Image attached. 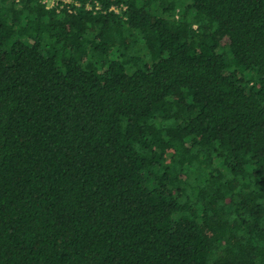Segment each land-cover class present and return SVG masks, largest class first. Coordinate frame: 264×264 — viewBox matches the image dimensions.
<instances>
[{"label": "trees", "instance_id": "1", "mask_svg": "<svg viewBox=\"0 0 264 264\" xmlns=\"http://www.w3.org/2000/svg\"><path fill=\"white\" fill-rule=\"evenodd\" d=\"M51 1L0 0V264H264V0Z\"/></svg>", "mask_w": 264, "mask_h": 264}, {"label": "built area", "instance_id": "2", "mask_svg": "<svg viewBox=\"0 0 264 264\" xmlns=\"http://www.w3.org/2000/svg\"><path fill=\"white\" fill-rule=\"evenodd\" d=\"M66 1H67V2H69L70 0H66ZM54 3H55V1H54V0H52V1H51V3H50V5H54ZM95 4H96V6H97V7H100V3H98V2H95ZM76 5H79V3H76ZM87 6L89 7V6H90V4L88 3V4H87ZM113 9H114V7H113ZM115 10H116V11H118V9H117V8H115Z\"/></svg>", "mask_w": 264, "mask_h": 264}]
</instances>
